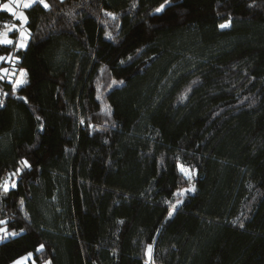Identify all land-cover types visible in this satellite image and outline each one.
Masks as SVG:
<instances>
[{"label": "trees", "instance_id": "trees-1", "mask_svg": "<svg viewBox=\"0 0 264 264\" xmlns=\"http://www.w3.org/2000/svg\"><path fill=\"white\" fill-rule=\"evenodd\" d=\"M46 2L15 53L28 83L0 80V181L30 164L0 191L24 229L0 264H145L148 244L151 264H264V0ZM178 163L196 191L169 218Z\"/></svg>", "mask_w": 264, "mask_h": 264}, {"label": "snow or ice", "instance_id": "snow-or-ice-1", "mask_svg": "<svg viewBox=\"0 0 264 264\" xmlns=\"http://www.w3.org/2000/svg\"><path fill=\"white\" fill-rule=\"evenodd\" d=\"M168 3V0H165L164 4H161L159 7H157L154 11L156 13H161L164 11L166 4ZM34 5H40L44 9H49L50 5L46 2V0H8V2L0 4V11H6L9 13V15L13 18V23L9 24L8 22H4L2 26V30H0V45H14V51L9 52L7 55H0V62L9 63L12 65L11 70L7 67L0 68V80H4L5 77L8 78V82L11 84V92L12 94H15L18 89L22 88L24 85L28 83V73L25 69H17L16 65L19 62V57L15 54L16 52L20 51L21 49H26L28 46V42L31 39V32L27 25L29 24L28 16L25 14L24 10H28ZM252 6V5H250ZM107 16L111 17L113 20L116 19V16L111 13L107 12L105 13ZM18 20L20 23L16 24L15 21ZM230 26V21L220 24L219 27L221 29L228 28ZM18 33L17 38L14 40L12 38V34ZM108 39H112L111 33L105 34ZM18 72V75H17ZM15 76V79L13 80L12 77ZM118 82L116 80L112 81V85L117 84ZM119 83H123V81H119ZM111 87V85H109ZM4 95H7V93H4ZM23 99V97H21ZM185 96H181V100L185 99ZM99 99V97H98ZM25 102H27L25 100ZM2 103V102H0ZM106 110L110 114V109ZM37 119H40L37 117ZM81 123L83 124L84 121L81 120ZM89 127H92V125H89ZM21 167H18L15 169V172L9 173L7 177H5L2 181H0V191L3 193H7L10 188L16 187V181L13 179V177L18 176L24 168L30 167L29 162L25 159L21 162ZM178 169L180 172L184 175L185 179L189 182V186L185 189H182L175 195H178L180 197H183L186 193L195 192L196 186L194 183H192L195 175L196 170L194 168H185L182 164H177ZM183 201L178 199L175 204L171 205L170 210L168 211V217H172L174 211L176 208L182 203ZM21 203H23L21 201ZM8 222L5 220H0V242L10 238V237H17L20 236L24 229H21L19 232L15 230H9L7 227ZM243 227V225H241ZM44 249V245L40 244L36 248V252L39 253ZM145 256L147 257L145 264H151L153 260V245L148 244L145 249ZM33 257V253L29 252L26 256L21 257L13 262V264H24L25 261L31 259ZM35 264V262H33ZM45 264H51L50 261L45 262Z\"/></svg>", "mask_w": 264, "mask_h": 264}, {"label": "rangeland", "instance_id": "rangeland-1", "mask_svg": "<svg viewBox=\"0 0 264 264\" xmlns=\"http://www.w3.org/2000/svg\"><path fill=\"white\" fill-rule=\"evenodd\" d=\"M5 2H8V0H0V4H2V3H5ZM25 11V10H24ZM8 13V12H7ZM8 23L9 24H11V23H13V18L11 17V20L10 21H8ZM15 23L16 24H19L20 22L18 21V20H16L15 21ZM0 30H2V27H1V29ZM17 36H18V33H16V34H12V38L15 40L16 38H17ZM1 63V62H0ZM12 67V66H11ZM11 67L10 66H7V68H9L10 70H11ZM17 75H18V72H17ZM14 78H15V76H14ZM185 168H188L187 166H185V165H183ZM178 171L180 172V170L178 169ZM180 174L182 175V177L184 178V180L186 181V185L185 186H183L182 188H180L178 191H176V193H178L179 191H181L182 189H185V188H187L188 186H189V182L185 179V177H184V175L180 172ZM14 180H16V177L14 178ZM192 183H193V181H192ZM175 193V194H176ZM186 194H188V193H186ZM185 194V195H186ZM184 195V196H185ZM183 196V197H184ZM183 197H180V196H178V195H174V203L173 204H175L176 203V201L178 200V199H180V200H182L183 199ZM27 254H25L24 256H26ZM24 256H22V257H24ZM47 261H49V260H45V261H43L42 263H39V264H45V262H47ZM13 264V263H12ZM24 264H33V260H32V258L31 259H29V260H27V261H25L24 262ZM36 264V263H35Z\"/></svg>", "mask_w": 264, "mask_h": 264}]
</instances>
